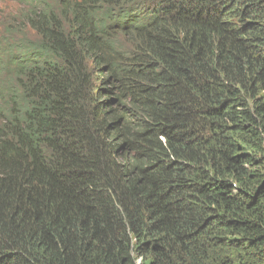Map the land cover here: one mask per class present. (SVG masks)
Wrapping results in <instances>:
<instances>
[{
    "label": "trees",
    "instance_id": "1",
    "mask_svg": "<svg viewBox=\"0 0 264 264\" xmlns=\"http://www.w3.org/2000/svg\"><path fill=\"white\" fill-rule=\"evenodd\" d=\"M16 1L0 264H264V0Z\"/></svg>",
    "mask_w": 264,
    "mask_h": 264
},
{
    "label": "rangeland",
    "instance_id": "2",
    "mask_svg": "<svg viewBox=\"0 0 264 264\" xmlns=\"http://www.w3.org/2000/svg\"><path fill=\"white\" fill-rule=\"evenodd\" d=\"M28 10L24 4L16 0H0V81L6 82L9 72L3 70L9 40L14 39L17 26H22L25 33H32L26 24H22L23 14Z\"/></svg>",
    "mask_w": 264,
    "mask_h": 264
}]
</instances>
